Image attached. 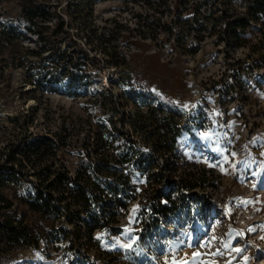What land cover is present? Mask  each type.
<instances>
[{
    "label": "rangeland",
    "instance_id": "rangeland-1",
    "mask_svg": "<svg viewBox=\"0 0 264 264\" xmlns=\"http://www.w3.org/2000/svg\"><path fill=\"white\" fill-rule=\"evenodd\" d=\"M34 1L0 3V158L24 133H50L61 143L58 163L62 161L75 173L99 119L112 126L96 92L112 88V76L121 73L102 60L87 90L70 89L67 79L52 89L36 88L27 76L29 64L39 58L35 50L41 42L22 22H16L22 3ZM38 1L59 13L69 29L56 39L52 32L57 18L47 21L51 28L42 56L51 60L54 49L59 52L69 48V39L80 42L82 38L75 21L73 27L67 26L72 20L71 0ZM141 11L144 0H97L94 4L98 25L117 17L134 27L133 15ZM248 37L257 43L255 52L251 43L217 44L213 36L201 43L197 53L186 54L167 32H161L155 42L125 31L120 49L127 53L139 80L148 79L151 86L144 100L162 101L164 107L182 112L181 162L197 172L203 186L188 194L185 205L161 219L150 233L144 228L142 236L141 199L148 186L137 172L138 196L121 215V231L97 230L99 245L81 248L75 244L74 249L68 241H53L44 234L39 246L1 249L0 264H264V33L253 30ZM89 54L106 58L101 52L89 50ZM114 90L119 93L121 87L116 84ZM126 110L135 112L136 106L131 102ZM28 179L37 180L33 170ZM28 179L9 184L5 191L17 198L27 222L45 232L61 221L28 208L22 199L34 187Z\"/></svg>",
    "mask_w": 264,
    "mask_h": 264
},
{
    "label": "trees",
    "instance_id": "trees-1",
    "mask_svg": "<svg viewBox=\"0 0 264 264\" xmlns=\"http://www.w3.org/2000/svg\"><path fill=\"white\" fill-rule=\"evenodd\" d=\"M96 1L69 2L72 20L67 26L73 27L75 21L82 40L69 39V48L59 52L54 49L51 60L42 56L51 28L47 21L57 18L52 33L59 39L69 32L65 19L38 0L32 4L23 2L21 16L16 18L41 42L35 50L39 58L31 61L27 76L36 88L52 89L67 79L70 89L87 90L105 60L108 66L120 69L121 74L112 76L111 83L114 88L119 85L121 91L117 93L112 87L96 92L112 126L99 119L75 173L62 161L58 163L61 143L50 133H24L10 145L6 157L0 158V250L39 246L45 235L53 241H68L72 249L75 244L81 248L85 244L99 245L97 230H122L121 215L138 196L137 172L148 186L141 199L142 236L146 235L144 228L150 233L161 219L185 205L188 194L194 195L196 188L203 186L197 172L188 169V165L183 167L181 162L178 139L185 127L182 112L164 107L162 101L153 104L144 100L151 86L148 79L139 80L127 53L120 49L125 31L155 42H159L161 32H167L186 54L197 53L201 43L213 36L217 44L239 47L251 43L255 52L257 43L248 34L253 30L264 33V0H144V11L133 15L134 27L117 17L96 24ZM89 50L101 52L106 58L90 55ZM131 102L136 106L135 112L126 110ZM30 170L37 176L36 181L28 179ZM26 179L34 186L22 198L28 208L54 215L60 224L42 232L27 222L26 212H20L16 204L17 198L5 191L9 184L19 185Z\"/></svg>",
    "mask_w": 264,
    "mask_h": 264
},
{
    "label": "bare ground",
    "instance_id": "bare-ground-1",
    "mask_svg": "<svg viewBox=\"0 0 264 264\" xmlns=\"http://www.w3.org/2000/svg\"><path fill=\"white\" fill-rule=\"evenodd\" d=\"M105 83H106V84H108V81H107V79H105Z\"/></svg>",
    "mask_w": 264,
    "mask_h": 264
}]
</instances>
